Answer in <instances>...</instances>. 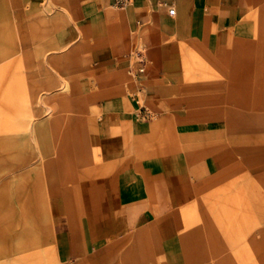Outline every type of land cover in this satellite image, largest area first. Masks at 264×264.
Here are the masks:
<instances>
[{"label": "crops", "instance_id": "crops-1", "mask_svg": "<svg viewBox=\"0 0 264 264\" xmlns=\"http://www.w3.org/2000/svg\"><path fill=\"white\" fill-rule=\"evenodd\" d=\"M258 9L264 0H0V264H264V167L234 149L264 130L199 123L177 102V84L199 77L195 53L237 94L264 79ZM135 94L152 118H138ZM231 194L236 221L257 227L222 230Z\"/></svg>", "mask_w": 264, "mask_h": 264}, {"label": "rangeland", "instance_id": "rangeland-1", "mask_svg": "<svg viewBox=\"0 0 264 264\" xmlns=\"http://www.w3.org/2000/svg\"><path fill=\"white\" fill-rule=\"evenodd\" d=\"M254 32L256 34V43L258 51L261 49V42H264V10L258 9V13L256 14V20L254 21ZM197 54V53H195ZM195 54L192 57V66L193 71L195 72L197 77V81L195 83H180L177 84L179 89V95L177 97V102L180 98L185 100L187 105L188 113L193 117L192 120L197 122H201L204 119H216V118H224L228 122L232 123L233 118H240L244 123H255L250 126H240L241 130H264V110L261 107L264 105V87L260 84L264 83V79L259 77L257 74L254 79L251 80L252 88L250 89V93H248L249 88L245 89L246 92L237 94L233 92L231 88H223L222 80L230 81V85H232L233 80L230 78H225L222 71L217 68L216 63H210L207 61L206 57H202L201 54L199 57L202 59V64L198 63L195 59ZM246 82V81H245ZM244 85V83H242ZM247 86V85H246ZM209 91L211 94L215 93L218 95H224L220 98L218 97L216 100L211 99L209 103H205L202 105H195L192 100L186 99L185 96L193 95L196 92H205ZM226 96V97H225ZM249 101L253 107H255L254 111L249 113L244 109H239L236 106L244 105L245 102ZM222 102H225V107L222 108ZM179 104V103H178ZM235 106V107H234ZM234 127L230 126V129L233 130ZM182 144V143H181ZM201 143L188 145L192 147L200 146ZM183 146L185 144H182ZM235 151L242 156V163L245 165H251L255 167H264V142L256 141V142H240L235 143L234 147ZM239 195L238 192L235 194ZM241 204L240 199H236L233 194L231 196L226 197L224 201H222V211L216 212L215 218L219 226L222 230L230 235L233 230L248 232L252 230L254 227H257V223L248 224L246 222L239 223L236 221L235 205ZM238 208V207H237ZM232 219L234 221L228 222L227 220ZM22 241V242H20ZM23 244V238L18 241V247ZM144 244H151L148 241H145ZM51 261V260H50ZM51 264V263H50Z\"/></svg>", "mask_w": 264, "mask_h": 264}, {"label": "built area", "instance_id": "built-area-1", "mask_svg": "<svg viewBox=\"0 0 264 264\" xmlns=\"http://www.w3.org/2000/svg\"><path fill=\"white\" fill-rule=\"evenodd\" d=\"M110 1L111 4L116 8H122L126 6L127 3L129 2V0H110ZM168 13L171 15L174 14V8L168 7ZM136 54L138 55L140 54V52H137ZM136 59L138 65L132 70V75L135 79H139L140 75L143 73L144 70V66H143L144 59L143 57H141V55H138ZM138 91H141V88L138 89ZM134 101L138 105L137 109H138L139 119L146 120L152 118L153 114L145 108L142 99L137 94L134 95Z\"/></svg>", "mask_w": 264, "mask_h": 264}]
</instances>
